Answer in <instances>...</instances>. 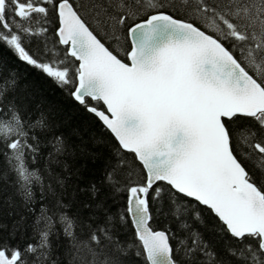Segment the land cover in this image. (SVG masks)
<instances>
[{
	"label": "snow or ice",
	"instance_id": "obj_1",
	"mask_svg": "<svg viewBox=\"0 0 264 264\" xmlns=\"http://www.w3.org/2000/svg\"><path fill=\"white\" fill-rule=\"evenodd\" d=\"M9 51L116 143L103 133L76 146L62 135L42 140L55 125L43 113L26 121L17 97L6 99L16 74L0 82V185L20 198L0 205L20 216L0 230L23 239L18 209L35 214L34 242L0 240V264H63L52 244L61 235L68 264H126L129 255L141 264H264V0H0V53ZM43 147L40 171L32 165ZM94 149L108 156L100 180L80 188L94 202L83 204L82 221L62 197L78 175L69 161L95 160ZM35 185L47 197L38 213ZM121 192L123 211L111 212L107 201ZM203 209L227 238L224 255L192 228L206 225ZM155 216L184 235L154 229ZM129 223L130 243L117 234Z\"/></svg>",
	"mask_w": 264,
	"mask_h": 264
},
{
	"label": "trees",
	"instance_id": "obj_2",
	"mask_svg": "<svg viewBox=\"0 0 264 264\" xmlns=\"http://www.w3.org/2000/svg\"><path fill=\"white\" fill-rule=\"evenodd\" d=\"M77 3L80 0H76ZM51 27H55L53 24ZM50 41L55 40V36L47 37ZM107 46V43H106ZM123 55V52H121ZM0 82L11 74H16L17 80L15 92H8L6 99H11L13 96L17 97V103L23 107L22 115L26 121L34 122L40 113H43L47 119L55 125L53 130L45 135H41L42 140L50 139L53 135H62L70 146H76L81 143V137L83 140L89 141L92 136H99L101 133L104 134L105 140L110 144L116 143L114 139L107 133L106 129L101 127V124L96 121L89 114L84 112L82 108L75 105L72 99L66 94L65 90L57 87L50 79L42 75L38 70L33 69L31 66H26L9 51L0 53ZM13 85L9 84V87ZM91 147V143L88 145ZM50 149L43 147L41 152L32 168L43 171L45 168L46 161L41 158L44 157ZM98 158L93 160L89 158L77 156L74 161L70 160V164L74 169L78 170V175H72L67 181V194L62 197L65 203H69L70 207L67 209L70 216H79L81 220H86L89 216V210L83 208V204L86 202H92L86 192H80V188L85 187L90 182H98L103 175V169L106 165V159L108 156L105 150H96ZM103 152V156H99V153ZM3 166V157H0V167ZM55 171L59 172L57 168ZM137 182L139 180V169H137ZM33 191L35 192V200L33 207L36 213L39 212L40 206L47 200L41 199L40 186L35 185ZM106 191V190H104ZM103 194V193H102ZM9 196H13V201L16 205L20 204V198L13 195V189L6 184L0 185V205L3 204ZM126 195L124 193H117L115 202L112 199L107 201V207L111 212L117 210L123 211L125 205ZM194 203V202H192ZM18 211L25 216L24 226L26 231L24 232L23 239L20 238L19 233L15 240L9 239L8 230H0V240H6L12 245L20 244L21 247L24 245L34 242L30 241L29 237L32 235V228L27 227L31 225L34 219V213L24 212L22 208ZM202 217L206 220V225L202 223L192 221V228L198 230L203 239L209 243L210 246L220 255H224V245L226 237L217 235L214 230V218L208 214L207 209H203ZM101 221L103 215L101 214ZM20 219V216L16 213L9 215V209L6 206L0 207V223L8 225V229L14 221ZM191 219V218H190ZM59 227V226H58ZM154 229H168L172 232L183 236V232H177L178 225L175 220L165 219L164 217L155 216L154 222L152 223ZM79 234V229H77ZM117 234L121 241L131 242L133 239V227L129 223L127 227L119 229ZM88 235L87 229L84 230L81 238H86ZM175 245L176 241H172ZM54 248V256L59 257L63 264H68L65 256V247L67 245V239L61 235L59 239L53 238L52 240ZM126 264H141V258L129 255L126 260Z\"/></svg>",
	"mask_w": 264,
	"mask_h": 264
}]
</instances>
